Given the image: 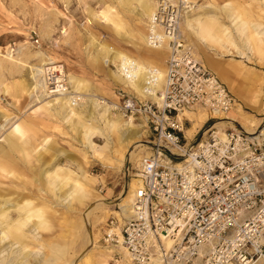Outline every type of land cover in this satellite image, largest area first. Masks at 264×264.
<instances>
[{
  "label": "rangeland",
  "instance_id": "obj_1",
  "mask_svg": "<svg viewBox=\"0 0 264 264\" xmlns=\"http://www.w3.org/2000/svg\"><path fill=\"white\" fill-rule=\"evenodd\" d=\"M194 2L198 8L210 6L205 9L215 16L216 28L232 31L226 8L240 12L262 32L255 36L253 49L246 35L233 29L240 44L239 33L246 41L245 54H236L235 46L229 44L233 52L229 56L244 61L249 71L247 81L241 71H234L235 85L260 99L257 109L245 107L259 120L256 130L260 131L264 127V0ZM151 4L152 0H0V264H103L104 228L112 217L123 219L120 204L132 179H140L138 163L152 153L153 137L142 118L117 116L120 123L112 129L101 114L109 105L111 112L119 113L113 105L130 85L120 70L121 62L112 55L120 51L132 59L143 56L145 47L138 37L147 33ZM99 12L118 19L127 35H118L111 22L95 20L94 14ZM186 41L202 60L195 42ZM163 52L157 65L165 69L169 53ZM40 53L63 66L67 76L81 79L91 95L101 99V105L95 109L91 102L76 98L73 108L56 102L51 109L44 107L43 102L49 99L41 91L34 93L31 84L34 77L48 81L47 74L39 76L34 70L39 68ZM16 125L27 128L22 138L14 131ZM88 127H93V132H87ZM238 127L243 129L231 121L224 130ZM205 128L196 135V141ZM10 140L31 146L30 152L13 149ZM119 142L130 147L123 161L115 152ZM132 152L138 161L131 157ZM6 155L13 159L9 169L2 162ZM77 183L92 186L94 197H86L82 204L75 201L70 192ZM37 209L45 211L44 217L28 219V211ZM20 226L19 233L12 229ZM21 249L24 254L19 255ZM112 257L109 264H121V253L119 258Z\"/></svg>",
  "mask_w": 264,
  "mask_h": 264
},
{
  "label": "built area",
  "instance_id": "obj_2",
  "mask_svg": "<svg viewBox=\"0 0 264 264\" xmlns=\"http://www.w3.org/2000/svg\"><path fill=\"white\" fill-rule=\"evenodd\" d=\"M191 7L193 0L159 1L147 41L168 44L165 84L157 89L152 73L145 98L129 86L114 104L126 117L146 120L153 151L140 161L137 216L123 224L110 218L103 243L123 247L134 264H264V143L239 127L225 136L213 127L219 119L212 113L230 111L236 98L184 40L181 24ZM196 107L211 116L200 140L188 142L183 129L191 121L179 116ZM163 237L173 240L170 248Z\"/></svg>",
  "mask_w": 264,
  "mask_h": 264
},
{
  "label": "bare ground",
  "instance_id": "obj_3",
  "mask_svg": "<svg viewBox=\"0 0 264 264\" xmlns=\"http://www.w3.org/2000/svg\"><path fill=\"white\" fill-rule=\"evenodd\" d=\"M152 1H153V4H151L150 7H149L150 8L149 9L150 19H151L152 15L155 13V11L157 10V6L159 4V2L156 3L155 0H152ZM155 3L157 5H155ZM193 3H194V7H191V9H189V11H186L184 13L182 24H183L184 18H185V21L188 22V26L190 27L191 31L192 30H197V32H198V30H199V33L202 36L207 30V29H205L206 28L205 23L201 22L200 16H198V15H194V16H193V14L192 15H188L189 13L195 11L198 8V7H196L194 0H193ZM107 13L106 12L96 13V14H94V19L98 20V21H102L103 20V21H105L107 23L111 22L113 27H114V29H115V31H116V33L118 35H120V36L122 35L124 37L126 32L124 33V31H123L122 23L118 19L114 18L113 16H111V15H109ZM150 19H149L148 25H147V35H148V27H149V24H150ZM234 24H235L234 27H235L236 30H238L241 33L246 35L248 43H250V45L253 46V49L256 48V37L255 36L262 33V32L258 31V28H257L258 25L255 26V25L252 24L253 26H255V27H253L250 24V21L245 19V16L243 14H241L240 16L236 15ZM224 30H227V29L224 28ZM181 31H182V29H181ZM182 35H183V32H182ZM183 37H184V35H183ZM184 40H186L185 37H184ZM147 43H148V41H147ZM259 43H260V41H259ZM244 44H245V42H244ZM233 45H234V43H233ZM158 49L165 50L168 53L170 52L168 44H164L161 47H158ZM260 49H261V47H260ZM193 54L196 57L199 58V55L195 52V50H194ZM240 55H241V53H240ZM168 56H169V54H168ZM112 59H117L118 61L121 62L120 70L127 77L128 84L134 88L135 91L134 90L133 91L135 92L136 96H138L139 98L143 99V98L146 97V95L144 93V87L146 86L148 78L150 77V75L152 73L154 74V76L157 77V89L160 90V89L163 88V86L165 84V81H166L167 74H168V67H167L168 58L165 61V63H166L165 69L163 67H161V68L148 67V66L144 65L141 61L133 60L129 56H127L126 54H124L122 52H118V51H115L113 53ZM126 62H131L133 64V66L132 67H129V66L125 67L124 63H126ZM47 65H49V67H46ZM126 68H129V69H126ZM34 70H35L36 74L39 75V76L43 75L44 73L45 74H47V73H50V74L52 73L53 74L52 81H50V82H47V81H45L42 78L37 79L36 77H34V82L31 83V84H33L32 88H33V91H35L34 93H36V92L39 93L41 91L40 94L44 93L47 96L46 99H49V100L43 102L44 104H42V105L44 107L47 106L49 109H51V108L54 107V103L56 102V103L63 104V106H65L67 104L71 108H73L74 107L73 101L76 102L78 100L81 101L82 103L83 102H91L90 105H93L95 107V109H96V107L98 108V106L101 105V101H100L101 99L98 98V97L95 98L94 95H91L88 86L85 85L84 82L81 79L75 78L72 75L67 76V74L64 73L63 66H59L58 64H56V61L53 58H51V57L47 58V57L42 55L39 68L38 69H34ZM31 73L33 74L32 71H31ZM64 75H65V78H64ZM33 76H34V74H33ZM218 77L220 78V80L223 83L227 84L228 89L231 91V93L236 98V103H235V106L228 112H214V113H212L213 117L219 119L218 123L221 122V120H227V121H235V122L241 124V126L243 127V130L245 129V131H247L249 134H252V135L256 136L263 143V141H264V127L262 129H260V131L259 130L257 131L256 127L259 124L258 123L259 120H257V118H255L252 113H248L245 110V107L250 108L252 110L253 109H257L259 107V104H260V102H259L260 99L257 98L256 96L255 97L249 96L248 93H246L242 89L238 88L233 82L225 80V78L222 76V74L218 75ZM63 80H66V82L68 84H70L69 89L65 88V85L60 84ZM51 82L53 84L52 87H50L48 85V83H51ZM6 90H7V88L5 89V91ZM66 91H68V92H66ZM75 91H76L77 94H74ZM37 95H35V96H37ZM43 95H41V96H43ZM48 95H52V96H48ZM153 97H154V99H157V100L159 99L158 96L154 95ZM76 98L78 100H75ZM39 100H41V99H39ZM104 103H106V105L108 106V101H105ZM113 106H114L113 109L116 110L119 113L111 112L112 111L111 110V106L109 105L108 107L105 108L104 112L101 114L103 116V118L106 119V126L108 128H112V129L116 128L117 125L120 123L119 120L116 119V118H118L117 116L126 117L123 112L118 111V109H116L115 105H113ZM197 110H199V111L198 112H194V111H197ZM71 111H72V113L74 115L78 114L75 111V109H72ZM208 114H209V116H211V113L207 109H204L202 107H196V108L188 109L183 114H180V116H179L180 120H183L184 116H186L191 121V125L189 127H187V128L184 127V129H183L184 132H185V136H186L187 140L188 139L191 140L193 138V135L195 134V131H196V127L206 120ZM109 115H110V117H109ZM128 118L136 119L133 116H129ZM142 119H143V121L145 122V124L147 126L146 120L144 118H142ZM220 125L222 126V123ZM82 126L84 128V126H85L84 123H82ZM213 127L214 128L217 127L219 132L223 136H225L224 126L220 127V126H218L217 123H215ZM25 129H27V128L24 127V129H23L22 127H19V125H16L15 128H14V131L17 132L22 138L24 136L23 132H25L24 131ZM86 130H87V132L91 133V132H93L94 129H93V127H88ZM134 130H136V129H134ZM128 132L129 131H127V133ZM257 132H259L260 135H258ZM139 135H140V133H139ZM138 136L136 137V139L138 138ZM191 141H188V142H191ZM121 142H119V146L115 150V152L117 153V157H118L117 159H119V161H123V158H124V155H125V150L128 149V151H129V148H130L129 145H126L128 143L122 144ZM128 142L130 143L129 138H128ZM137 142H140V141H137ZM26 143H27V141H26ZM135 143H136V141H135ZM9 144H10V146L13 149L20 150L22 152H28L29 149L31 148V146L29 147V146H23V145L19 144V142H17L16 140H10ZM24 148H28V149H24ZM172 151H175V150L173 149ZM27 155H28V153H27ZM131 157H133V159L135 161L139 160V159H137V155H135L134 152H132ZM12 160L13 159L11 158L10 155H6L4 160L2 161L3 165H5L6 168L9 169L10 168L9 164L11 163ZM138 164H140V162ZM139 175L140 174L138 172V176ZM89 181L93 182L94 179H90ZM139 185H140V179H134V178L132 179V182L129 184V189L126 191V193L124 195V198H123V201L120 204L121 211H122L124 217H123V219H121V218H119L117 216V218L120 221V224H123L126 219L135 217L138 214V211L136 210L137 209V207H136V202H137L136 196L137 195L136 194H137V190H138V186ZM91 187H90V185L85 186L82 183H77V184L74 185L73 191L70 192V194H72V197H73V199L75 201H77L78 203L82 204L83 200L86 197H94V193H93V190H92ZM20 209H22V208H20ZM28 212H30L29 214H27L28 219L35 218L36 216L39 217V219H42L44 217V214H45V211L42 210V209H39V210L37 209L35 211L34 210L33 211L29 210ZM117 214H118V212H117ZM12 229H14V231L16 233H19V231L21 230V226L20 227H15V228L12 227ZM104 230H105V228H104ZM1 232L3 233L4 237H6V235H7L6 232L4 230H1ZM15 232H14V236L16 237L17 241L21 244L22 242H20L18 240V235ZM164 240L166 242L167 248H170L172 246V244H173V240L170 239V238H164ZM90 241H91V244H94V241H93L92 237L90 238ZM105 248H106V250H104V251L102 250L103 254H104V257L100 256L101 263L109 264V259L113 258L112 254L114 256L115 255L114 253L118 252L119 254L121 253V257H122L121 264H134L131 261L129 255H128V252L123 247L117 246V247H111V248L105 247ZM21 254H24L22 249L19 251V255H21ZM86 258H88V256ZM117 261H119V259ZM197 264H201V263H197Z\"/></svg>",
  "mask_w": 264,
  "mask_h": 264
},
{
  "label": "crops",
  "instance_id": "obj_4",
  "mask_svg": "<svg viewBox=\"0 0 264 264\" xmlns=\"http://www.w3.org/2000/svg\"><path fill=\"white\" fill-rule=\"evenodd\" d=\"M199 6L200 7L198 8V10L194 11L196 13H194L193 16L194 15L200 16V20H201V22L205 23V25H206L205 29H207V30L202 36L199 33V30H198V32H197V30L191 31L190 27L188 26V22L185 21V18H184L182 30L184 31L185 35L187 36L186 39L188 41L195 42L198 49L202 51V55L200 54L202 56L201 57L202 60L205 62L206 65H208L209 68H211L217 74V76L222 74V76L225 78V80L233 82L234 84H237V82L232 77V74L234 73V71L239 70L242 72V78L245 81H247V79H248L247 76H248L249 71H247V68H245L244 61L229 56L230 55L229 53L233 54V52L229 48V44L233 45V43H234L233 46H236L235 47L236 48V51H235L236 54H239V55H240V53H241V55L245 54L244 53V46H246L245 45L246 41L242 38L241 34L239 33L240 39L242 38L241 39L242 46H241L239 40L234 35V30H236L234 27L235 26V24H234L235 23V17H236V15L240 16V12H238V14L233 13L234 11L227 10L225 8L224 12L226 13V15L228 17H230L232 19L231 26H233L234 30L232 29V31L230 32V30L227 29V27H224L227 30H224L223 27H222V29L216 28L215 16L212 13H210L207 9H205V8H209L210 6L209 7L207 5H199ZM149 9L147 12L148 13V20L150 19ZM125 36H126V34H125ZM147 39H148L147 33L141 37H138L139 42L142 45H144L145 51H144L142 57H139V58L137 57L133 60H139L144 65H146L148 67L161 68L162 66L159 67L157 65L158 64V57L161 54H164V52H163L164 50H161L158 48H152V47L148 46L147 45L148 44ZM244 42H245V44H244ZM118 52H120V51H118ZM130 58L132 59V57H130ZM226 86H227V84H226ZM262 101L264 102V99H262ZM263 109L264 108L262 107V110ZM199 110L194 111V112H198ZM260 110H261V108H260ZM208 117H209V114H208L206 120L208 119ZM204 122H202L200 125H198L196 127V131H195V134L193 135V138L195 137V135L197 134L199 129L203 126ZM227 122L231 123V121H227V120H221V122H219L220 124L222 123V126L218 122H216V123L218 124V126H220V127L224 126V128H225V125ZM191 140L188 139V141H191Z\"/></svg>",
  "mask_w": 264,
  "mask_h": 264
}]
</instances>
